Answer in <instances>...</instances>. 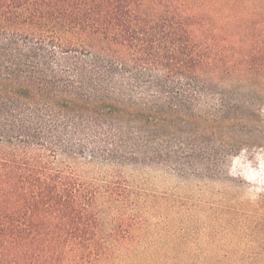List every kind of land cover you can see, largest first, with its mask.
<instances>
[{
  "label": "trees",
  "instance_id": "obj_1",
  "mask_svg": "<svg viewBox=\"0 0 264 264\" xmlns=\"http://www.w3.org/2000/svg\"><path fill=\"white\" fill-rule=\"evenodd\" d=\"M261 13L264 0H0V264H90L96 201L129 196L125 169L238 152L221 128L255 102L227 87L264 71ZM60 157L108 167L105 184Z\"/></svg>",
  "mask_w": 264,
  "mask_h": 264
},
{
  "label": "rangeland",
  "instance_id": "obj_2",
  "mask_svg": "<svg viewBox=\"0 0 264 264\" xmlns=\"http://www.w3.org/2000/svg\"><path fill=\"white\" fill-rule=\"evenodd\" d=\"M243 77L227 89L253 98L255 115L235 131L221 128L241 149L218 167L194 159L199 171L164 163L125 169L129 196L96 201L102 248L90 264H264V71ZM216 141L220 154L222 136ZM65 163L79 165L84 182L105 184L108 167Z\"/></svg>",
  "mask_w": 264,
  "mask_h": 264
}]
</instances>
